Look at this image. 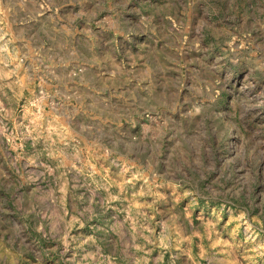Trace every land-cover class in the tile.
<instances>
[{"label": "rangeland", "instance_id": "rangeland-1", "mask_svg": "<svg viewBox=\"0 0 264 264\" xmlns=\"http://www.w3.org/2000/svg\"><path fill=\"white\" fill-rule=\"evenodd\" d=\"M0 264H264V0H0Z\"/></svg>", "mask_w": 264, "mask_h": 264}]
</instances>
